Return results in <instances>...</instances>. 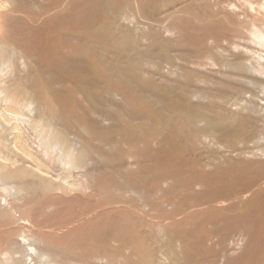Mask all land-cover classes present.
<instances>
[{
	"label": "rangeland",
	"instance_id": "obj_1",
	"mask_svg": "<svg viewBox=\"0 0 264 264\" xmlns=\"http://www.w3.org/2000/svg\"><path fill=\"white\" fill-rule=\"evenodd\" d=\"M13 2L22 17L11 21L10 39L26 57L23 76L39 99L47 101L44 109L62 116L70 132L78 133L89 148L98 169L92 177L108 180L111 194L134 207L146 204L145 212L155 221L177 215L173 221L178 223L165 220L164 229L168 239L181 241L180 264H264V90L248 83L243 71L223 66L242 58L230 50L233 16L224 0ZM165 25L178 26L180 33L164 35ZM166 50L173 53L172 64L180 66L171 74L175 83L159 79ZM260 51L264 55V49ZM210 57L217 63L213 70L220 72L206 77L192 62ZM198 88L208 95L205 100L193 97ZM234 101L258 107L261 103L262 113L240 109ZM80 126L87 129L83 132ZM199 131L209 134L205 146L191 138ZM129 154L136 161L133 168L125 166ZM56 167L52 175L61 173ZM129 186L136 195L127 192ZM155 226L143 227L153 233ZM115 231L105 226L100 241L123 249L121 240L111 242ZM84 261L76 257L73 263L87 264Z\"/></svg>",
	"mask_w": 264,
	"mask_h": 264
},
{
	"label": "bare ground",
	"instance_id": "obj_2",
	"mask_svg": "<svg viewBox=\"0 0 264 264\" xmlns=\"http://www.w3.org/2000/svg\"><path fill=\"white\" fill-rule=\"evenodd\" d=\"M13 1L0 0V264H66L69 261L72 264L76 257H83L84 262L87 264H180L179 248L181 241L168 239L164 229L167 224L165 220L170 219L169 222H176L178 216H164L162 219L155 221L149 218V214L145 212L146 204L134 207L126 199L114 196L115 192L111 194L113 187L108 180L102 177L99 181H96L92 177L93 173L98 170L96 169V161L91 157L89 148L83 145L82 138L78 136V133L70 132L62 116L45 110L44 106L47 101L39 99L35 91L29 86V80L23 76V71L26 68V57L21 54L16 44L10 39V26H13L11 21L22 17L20 15L21 9L12 6ZM216 1L222 2V0ZM223 3H226L233 16L229 28L234 31L235 40L234 42L231 41L230 50L242 55V58H238L236 62L223 63V66H230L232 69L236 68L235 70L243 71L247 74L248 83L264 90V55L260 51L264 49V0H224ZM215 6L216 4H214ZM199 9L201 8L199 7ZM177 11L182 12V10H174V13ZM178 29V26L165 25L162 32L164 31V35H171L172 38L173 36L176 37L178 32L180 33ZM12 31L14 32V29ZM229 32L233 35L232 31ZM207 36L210 41H213L212 35ZM15 39L13 37V40ZM218 48L222 50L221 47ZM168 51L166 50L164 58L166 67L159 79L175 83L176 80L172 78L171 74L175 75L180 66L172 64L173 53L171 54ZM235 55L237 54L235 53ZM200 60L202 59L200 58ZM215 61L210 57L197 63L192 62V64L196 69L198 66L202 68V72L205 74L200 69L199 71L203 76H206L207 73L214 71L213 69L216 68L213 67L217 65ZM200 72H198L199 75ZM212 74L214 75L213 72ZM217 75L213 78L208 77L209 81L210 79H216ZM218 78L220 77L218 76ZM156 79L158 78L156 77ZM199 79L198 82H201ZM201 79L206 80L205 83L207 82V79L203 77ZM222 80L224 81V79ZM156 82L158 81L156 80ZM198 82L196 81L197 84H200ZM186 83L185 85H187ZM213 84H215V81ZM182 86L184 88V85ZM218 87L220 86L218 85ZM200 91L198 88L193 97L205 100L208 96L207 93L204 96L202 94L204 91ZM191 92L193 93V91ZM233 105H241L240 109L249 110L257 115L261 114L262 111L264 112V107L260 111L261 103L258 107V103L256 106L254 102L253 104L251 102L250 104L243 102L241 104V102L235 103L234 101ZM247 116L249 117V115ZM208 122H211V120L207 119L206 123ZM260 122L262 123V121ZM181 127L184 128L183 125ZM187 127H189V124H187ZM79 129L84 132L87 128L80 126ZM191 134H193L191 138L194 137L193 139L200 146L206 144L209 140V134L207 133L194 132ZM258 152L255 150V153L258 154ZM125 162L126 168H133L136 165L134 157L130 154L126 156ZM55 165L61 168V173L57 170L59 175L55 173L57 179L54 177L55 175L51 174L53 171L55 172L52 169ZM99 171L101 170L99 169ZM127 192L136 195L137 191L133 186H129ZM98 195L100 199H98L99 197L95 201L90 199L92 196ZM102 195H105V198H102ZM124 195L126 196V194ZM126 197L128 198V194ZM231 202L233 201L229 203ZM219 203L222 204V202ZM134 212H138L140 215L137 216ZM133 213L135 216H133ZM184 216L186 217V215ZM188 217L190 216L188 215ZM175 219L177 220L173 221ZM147 223L150 224V227L154 223V225H157L155 227L158 230L155 229L153 233L146 231ZM107 225H112L116 230L112 235L111 242L116 243L121 240L123 249L105 247L104 243L100 241V234ZM91 260L94 262H90Z\"/></svg>",
	"mask_w": 264,
	"mask_h": 264
}]
</instances>
